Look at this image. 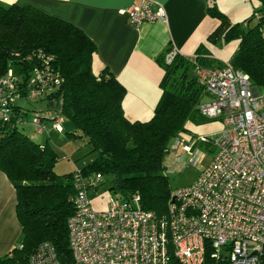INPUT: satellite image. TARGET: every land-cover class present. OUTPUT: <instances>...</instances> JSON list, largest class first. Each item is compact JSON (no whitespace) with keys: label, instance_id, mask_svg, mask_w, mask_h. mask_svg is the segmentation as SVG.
<instances>
[{"label":"trees","instance_id":"1","mask_svg":"<svg viewBox=\"0 0 264 264\" xmlns=\"http://www.w3.org/2000/svg\"><path fill=\"white\" fill-rule=\"evenodd\" d=\"M260 2L261 8L253 13L256 23L247 29L238 23L229 24L209 0L207 12L221 21L209 35L210 42L238 36V47L228 61L248 74L259 89H264V0ZM95 51L90 37L65 19L30 5L0 4V77L12 70L17 77L16 92L21 93L11 104V119L0 122V170L15 188L21 241L0 256V264H29V256L43 241L54 245L62 264H74L67 220L75 209V172L109 175V188L118 196L137 194L143 209L158 216L167 212L172 188L164 172L166 151L172 138L187 130L188 119L206 118L198 110L206 93L195 75L196 65L213 66L220 62L208 55L204 44L192 56L178 53L170 63H165L164 52L157 58L163 74L160 98L153 113L146 120H132L123 110L125 86L107 68L100 74L92 71ZM38 53L50 57L52 68L62 79L37 100L54 108L55 116L71 121L73 129L67 132L68 136L86 138L97 153L85 166L62 175L54 172L56 151L19 130L29 111L24 103L36 100L24 93L34 69L43 61ZM38 111L36 114L45 122L50 119ZM102 184L103 178L94 193ZM168 264L181 263L171 257ZM201 264L230 262L225 257L206 254ZM258 264H264V255Z\"/></svg>","mask_w":264,"mask_h":264},{"label":"built area","instance_id":"2","mask_svg":"<svg viewBox=\"0 0 264 264\" xmlns=\"http://www.w3.org/2000/svg\"><path fill=\"white\" fill-rule=\"evenodd\" d=\"M125 12L135 28L166 19L163 6L152 0L133 2ZM178 53L170 46L165 63ZM50 60L43 56L34 69L24 93L28 98L38 99L61 82ZM195 75L206 93L198 104L200 114L219 119L223 128L192 141L174 136L166 151L164 172L175 170L181 152L195 153L196 158L202 155L196 145L214 148L212 158L195 182L171 190L162 216L143 209L137 194L113 195L106 209L95 210L90 198L102 175L75 172V209L67 220L74 264H168L171 257L181 264H201L206 254L225 257L230 264L259 263L264 255V94L230 61L196 65ZM16 83L12 70L0 77V122L12 117L11 104L21 94L16 92ZM52 119L53 129L60 132L61 116ZM30 123L39 133L48 132L39 114ZM28 261L62 264L49 241L41 242Z\"/></svg>","mask_w":264,"mask_h":264},{"label":"crops","instance_id":"3","mask_svg":"<svg viewBox=\"0 0 264 264\" xmlns=\"http://www.w3.org/2000/svg\"><path fill=\"white\" fill-rule=\"evenodd\" d=\"M139 1L0 0V4L30 5L81 28L96 46L92 71L100 74L107 68L125 86V115L132 120H146L161 93L163 69L157 58L170 46L182 55H194L199 45L209 39L214 24L209 19L207 0H152L163 6L166 19L135 28L125 11ZM207 53L211 55L208 49ZM15 207L14 185L0 170V256L21 241Z\"/></svg>","mask_w":264,"mask_h":264},{"label":"rangeland","instance_id":"4","mask_svg":"<svg viewBox=\"0 0 264 264\" xmlns=\"http://www.w3.org/2000/svg\"><path fill=\"white\" fill-rule=\"evenodd\" d=\"M211 4H214L215 9L224 14V18L229 24H239L244 29L253 27L256 23L254 17V11H259L261 8L260 0H209ZM215 15V14H214ZM253 16L249 21L246 19ZM211 23L214 24V29L220 25V19L217 15L210 14ZM240 38L238 36H232L228 40L223 37H219L215 42H210L209 39H205L204 44L210 51L211 57L215 61L226 62L231 60L238 47ZM261 94H264V89H259ZM206 98V97H205ZM29 110L26 115L27 123L19 126V130L28 135L30 138L48 145L53 148L57 153V161L54 166V172L57 175H62L68 172L80 168L92 161L97 153L92 150V146L87 142L86 138L75 137L70 138L67 132L73 129L71 121L62 118L63 131L58 132L53 129L55 111L54 108H48L45 102L40 100H33L24 103ZM57 105V104H56ZM43 112L48 120L46 125L48 132L44 131L39 133L35 130L34 125L30 124V121L36 112ZM186 131L181 132V136L185 140L192 141L196 136L205 135L213 136L223 128V125L219 119H207V118H190L186 121ZM196 149L203 151L202 155L196 158L195 153L187 154L181 152L182 159L173 172L168 173L169 183L172 189L188 186L196 181L200 173L204 170L213 153L214 148H204L202 144L196 145ZM195 149L193 150V152ZM111 185V178L109 175L103 174V184L96 191L95 195L90 198L91 206L95 210H103L108 207L109 199L113 195H117V192L109 188Z\"/></svg>","mask_w":264,"mask_h":264},{"label":"water","instance_id":"5","mask_svg":"<svg viewBox=\"0 0 264 264\" xmlns=\"http://www.w3.org/2000/svg\"><path fill=\"white\" fill-rule=\"evenodd\" d=\"M120 178H121V175H120V172H118V181L120 180Z\"/></svg>","mask_w":264,"mask_h":264}]
</instances>
